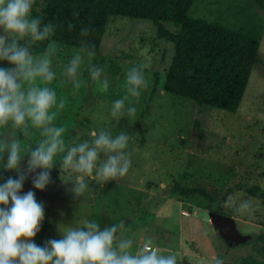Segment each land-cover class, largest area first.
<instances>
[{"label":"rangeland","instance_id":"obj_1","mask_svg":"<svg viewBox=\"0 0 264 264\" xmlns=\"http://www.w3.org/2000/svg\"><path fill=\"white\" fill-rule=\"evenodd\" d=\"M188 15L259 35L257 57L235 113L197 106L163 92L161 83L172 45L157 37V24L109 17L95 54L57 44L49 54L54 79L44 82L37 78L33 86H46L56 93L57 102L50 109L53 119L40 128L27 118L21 126L12 121L0 126V183L27 173L22 194L32 190L44 206L46 246L61 238L60 228H82L87 220L96 221L100 230L117 226L114 243L131 241L129 251L147 243L159 255L176 256L177 264L244 258L264 264V240L258 239V235L264 236V203L259 196L245 192L251 186L264 191V0H195ZM161 25L168 32L176 31L168 23ZM48 45L33 57L48 53ZM78 52L82 63L69 77L67 67ZM93 68L101 69L99 79L92 78ZM132 69L140 70L149 84L139 98L131 95L125 81ZM119 99H124V108L112 116ZM129 108H136L134 116H129ZM45 127L65 129L61 137L64 150L54 157L49 185L38 191L32 181L42 169L28 173L27 161L30 152L48 138ZM101 131L113 137L121 132L130 136L131 167L123 178L105 183L85 176L87 187L77 196V174L61 170L63 157L85 141L91 146L92 133ZM13 141L20 145L19 172L4 167ZM105 159L101 153L98 164ZM174 184L203 189L208 198L172 193ZM245 203L246 208L242 207ZM209 211L231 217L237 232L250 239L228 247L211 226ZM121 223L123 227H119Z\"/></svg>","mask_w":264,"mask_h":264},{"label":"clouds","instance_id":"obj_2","mask_svg":"<svg viewBox=\"0 0 264 264\" xmlns=\"http://www.w3.org/2000/svg\"><path fill=\"white\" fill-rule=\"evenodd\" d=\"M35 0H0V61L11 67H0V126L12 121L15 126L24 125L26 118L34 127L45 126L53 119L50 109L56 104V93L48 87L33 86L37 78L44 82L54 79L50 70L49 54L55 43L48 45V53L34 58L29 48L20 46L19 39L29 37L31 41H44L53 33L51 23L41 27V18H33ZM11 38V43L7 40ZM91 54V53H90ZM82 63L79 52L73 56L67 67V75L74 76ZM92 78L99 79L101 69L91 70ZM128 91L139 98L141 90L148 88L145 75L132 69L125 77ZM29 85L27 88L24 85ZM107 89V81L103 82ZM124 99L114 102L112 116L124 108ZM63 101L60 107H63ZM136 108H129L134 116ZM65 131L63 127H45L48 138L32 150L27 161V172L42 169L33 181V187L43 191L50 183V171L54 157L64 150ZM95 139L91 146L87 141L71 147L63 157L61 170L76 173L74 193L80 196L87 185L85 176L99 183L118 180L127 175L131 167V153L127 151L130 136L121 132L113 137L101 131L93 132ZM3 145H0V151ZM106 159L98 164L100 154ZM20 145L13 141L9 147L4 167L19 172L21 163ZM95 170V174L94 173ZM27 173L20 172L18 179L8 178L0 183V264H177L176 256H163L149 244H143L132 252L131 241L116 240L117 226L100 230L96 221H84L83 227L60 228L61 238L52 239L41 247L34 239L45 219L44 206L35 199L32 190L22 194ZM242 207H248L245 203ZM119 227H123L121 223ZM215 264H223L216 260Z\"/></svg>","mask_w":264,"mask_h":264},{"label":"trees","instance_id":"obj_3","mask_svg":"<svg viewBox=\"0 0 264 264\" xmlns=\"http://www.w3.org/2000/svg\"><path fill=\"white\" fill-rule=\"evenodd\" d=\"M195 0H35L33 18L53 25V33L44 41L18 40L32 55L42 54L47 45L55 43L95 54L105 32L109 17L148 20L157 24L156 35L172 45L169 65L163 75L161 89L173 96L187 99L197 106H208L235 113L256 60L259 35L243 34L216 21L192 18L188 12ZM168 23L175 33L162 27ZM11 43V39L7 40ZM0 67H11L0 61ZM171 192L183 197L200 195L203 189H189L174 184ZM250 196L264 191L257 186L245 189ZM210 200V198H209ZM222 214L221 212H216ZM48 228L44 221L34 243L41 247ZM264 240L263 235H258ZM213 261L212 264H215ZM223 264H254L249 258Z\"/></svg>","mask_w":264,"mask_h":264},{"label":"water","instance_id":"obj_4","mask_svg":"<svg viewBox=\"0 0 264 264\" xmlns=\"http://www.w3.org/2000/svg\"><path fill=\"white\" fill-rule=\"evenodd\" d=\"M208 220L217 232L218 237L228 246H237L247 242L250 237L241 235L237 232L234 220L216 212L209 211L207 213ZM181 264H187L184 261Z\"/></svg>","mask_w":264,"mask_h":264}]
</instances>
